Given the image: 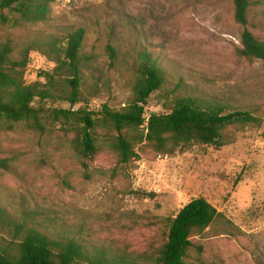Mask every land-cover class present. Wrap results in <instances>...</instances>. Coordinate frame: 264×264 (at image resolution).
Listing matches in <instances>:
<instances>
[{
    "label": "rangeland",
    "instance_id": "obj_1",
    "mask_svg": "<svg viewBox=\"0 0 264 264\" xmlns=\"http://www.w3.org/2000/svg\"><path fill=\"white\" fill-rule=\"evenodd\" d=\"M87 30L85 52L93 54L99 71L88 79L74 110L113 109L132 97L131 73L109 69L108 46L132 62V43L171 69L172 79L151 95L146 117L168 112L179 77L188 88L223 99L261 120L228 126L225 146H193L173 156L158 155L145 143L139 157L120 165L99 129L102 149L92 159L78 158L74 133L53 109L68 103L38 101L47 112L44 131L25 124L0 127V158L10 171L0 170V194L11 210L39 207L61 221L85 223L106 243L130 251L153 252L166 240L165 220L195 198L208 200L230 224H216L192 238L190 264H264V64L241 58V34L232 0H53L47 22L12 28L0 22V43L23 46L29 39ZM264 41V0H251L246 27ZM122 58V57H121ZM56 64L32 51L25 73L28 83L43 80ZM89 164L86 171L82 162ZM203 248L199 253L198 247Z\"/></svg>",
    "mask_w": 264,
    "mask_h": 264
},
{
    "label": "trees",
    "instance_id": "obj_2",
    "mask_svg": "<svg viewBox=\"0 0 264 264\" xmlns=\"http://www.w3.org/2000/svg\"><path fill=\"white\" fill-rule=\"evenodd\" d=\"M235 21L244 28L241 34V58L264 64V41L246 27L251 0H232ZM53 0H0V22L20 28L47 22ZM87 30L63 31L59 35L29 39L23 46L11 40L0 43V127L13 130L25 124L43 132L47 110L38 101L70 104V109H53L54 120L63 119L74 133L73 148L82 160L92 159L102 149L99 129L106 131L107 147L120 165L139 157L138 146L158 155L173 156L193 146H225L224 130L236 124H257L249 109L234 106L207 95L198 88H188L179 77L172 89L168 112L146 117L151 95L162 90L172 79L171 69L143 45L132 43V62L116 48L108 46L109 69L131 73L132 97L125 107L113 109L103 104L97 109L74 110L84 99L83 85L92 78L98 92L99 71L93 54L85 52ZM32 51H39L56 64L52 72H43L28 83L25 73ZM122 57V58H121ZM88 171L89 164L82 162ZM9 161L0 158V170L10 171ZM49 210L21 206L11 210L0 194V264H190L188 257L195 247L192 238L206 229L223 223L224 215L206 199L195 198L165 222V242L153 252L137 253L128 246L106 243L95 237L85 223L61 221ZM199 253L203 248L198 247Z\"/></svg>",
    "mask_w": 264,
    "mask_h": 264
}]
</instances>
